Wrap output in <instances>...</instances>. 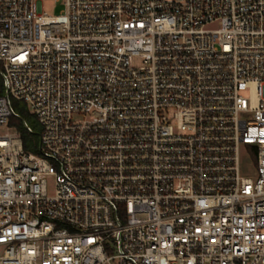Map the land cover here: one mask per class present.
<instances>
[{"label": "built area", "instance_id": "built-area-1", "mask_svg": "<svg viewBox=\"0 0 264 264\" xmlns=\"http://www.w3.org/2000/svg\"><path fill=\"white\" fill-rule=\"evenodd\" d=\"M56 1L0 0V264H264V0Z\"/></svg>", "mask_w": 264, "mask_h": 264}, {"label": "trees", "instance_id": "trees-1", "mask_svg": "<svg viewBox=\"0 0 264 264\" xmlns=\"http://www.w3.org/2000/svg\"><path fill=\"white\" fill-rule=\"evenodd\" d=\"M16 109L21 113L24 119H26L29 124L33 127V132H28L23 126L21 120L12 119L11 124H14L17 127L18 132L20 133L24 149L36 153L38 151L39 145V135L41 132V127L37 118L29 113L27 106L20 102L14 101Z\"/></svg>", "mask_w": 264, "mask_h": 264}, {"label": "rangeland", "instance_id": "rangeland-1", "mask_svg": "<svg viewBox=\"0 0 264 264\" xmlns=\"http://www.w3.org/2000/svg\"><path fill=\"white\" fill-rule=\"evenodd\" d=\"M42 1V11L48 15H59L63 10V4L57 2L56 0H41ZM23 103V102H22ZM243 168L248 172L255 171V163L250 159H245L243 162Z\"/></svg>", "mask_w": 264, "mask_h": 264}]
</instances>
